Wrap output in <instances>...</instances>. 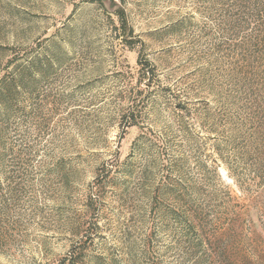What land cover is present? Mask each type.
<instances>
[{
    "label": "rangeland",
    "instance_id": "rangeland-1",
    "mask_svg": "<svg viewBox=\"0 0 264 264\" xmlns=\"http://www.w3.org/2000/svg\"><path fill=\"white\" fill-rule=\"evenodd\" d=\"M0 264H264V0H0Z\"/></svg>",
    "mask_w": 264,
    "mask_h": 264
}]
</instances>
